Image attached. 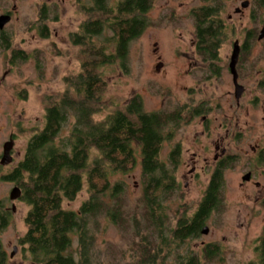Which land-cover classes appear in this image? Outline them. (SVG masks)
Wrapping results in <instances>:
<instances>
[{
  "label": "rangeland",
  "instance_id": "rangeland-1",
  "mask_svg": "<svg viewBox=\"0 0 264 264\" xmlns=\"http://www.w3.org/2000/svg\"><path fill=\"white\" fill-rule=\"evenodd\" d=\"M246 1L251 2L252 6L241 8V3ZM222 2L220 17L224 20L226 29L224 41L218 50V61L213 68L217 77H212L209 82L202 84L205 82L204 76L211 75L206 68L209 63H204L199 55L193 52L192 43L195 42V37L191 13L203 6L204 1L153 0L151 8L146 13L147 25L142 33L129 43L124 67L115 62L100 68L106 85L100 98L102 110L93 117V120H103L108 114L121 109L129 99L137 96L142 100L143 108L148 113L156 111L168 113L185 103H188L186 104L188 106L193 102L206 100L207 105L212 104L213 109L207 116L210 123L218 125L229 122L233 86L228 63L233 50L232 44L235 39L241 41L244 38L246 29L260 27L264 9H258V6L254 5V0ZM81 3H89V0H0V13L8 10L13 14L11 22L5 28L6 33L12 37L14 49L29 54L25 61L16 62L10 75L0 85V155L3 143L8 141V133L15 131L17 134L13 162L7 166H0V201L11 210L10 222L0 232L4 246H7L8 242L17 244L16 241L25 235L24 218L28 207L20 200H9L10 192L16 185L3 180L2 177L8 175L22 160L31 136L43 129L47 98L64 94L67 90L66 79L73 78L79 73V47L72 44L70 35L78 32L80 24L87 19L80 9ZM237 8L243 10L235 13ZM41 13L44 18H41ZM39 26L43 27L41 31ZM259 45L261 44L254 42L252 47L253 54H258L259 57V59L254 57V69L249 67L246 71V58L243 61V78L249 81L261 75L259 71L264 69L262 62L264 58ZM188 62H191L189 67ZM159 63L161 67L158 69ZM187 87L192 89L191 96ZM200 120L201 118L195 122L188 121L187 123L192 124L190 127L181 128L172 142L162 143L159 160L167 169L171 167L169 154L173 142H183L184 149L189 148L190 143L186 137L193 134L196 128L194 126ZM72 123L71 116L58 138L67 136ZM212 135L213 139H216V131ZM221 135H224V130L221 131ZM55 143L58 144L59 140L57 139ZM247 143L249 142L246 137L239 140L237 145L239 158L224 170L221 204L205 222L209 231L187 240L183 245H172L160 254L162 257L157 264H178L181 262L180 257H185L187 251L198 258L203 245L207 244L218 246L219 255L210 262L205 261V264L256 263L257 238L264 227V208L261 205L264 199V177L260 179L262 183L260 189L242 181L241 178L251 163L244 155ZM227 144L232 147L229 141ZM231 152L233 153V150ZM93 157L91 156L90 160ZM135 157L136 165L133 169L127 170L124 175L113 174L110 181L123 183L124 210L129 214L137 212V219L141 222L143 184L138 149ZM189 157L190 154H186L184 159L188 162ZM203 166L205 168L201 169ZM190 167L191 165L179 166L176 175L180 188L174 186L171 196L163 204L165 217L171 229L181 216H190L193 213L210 178L209 169L200 161L197 166L200 167V171L197 170L198 175L184 187L188 178L185 179L183 175ZM86 198L84 185L77 197L73 201H65L63 207L77 210ZM130 225V222L126 223V229H123L101 217L100 228L91 247L89 264H134L139 256L133 258L134 255H131L132 244L133 241H138V238L134 236ZM72 248L77 249L76 244H73ZM15 262H19V257L15 258Z\"/></svg>",
  "mask_w": 264,
  "mask_h": 264
},
{
  "label": "trees",
  "instance_id": "trees-1",
  "mask_svg": "<svg viewBox=\"0 0 264 264\" xmlns=\"http://www.w3.org/2000/svg\"><path fill=\"white\" fill-rule=\"evenodd\" d=\"M203 1L204 5L191 13L196 52L203 62H213L218 60L225 38L226 25L220 17L223 2ZM152 2L89 0L80 4L87 19L78 32L70 35L72 44L79 47V73L66 79L64 94L47 98L43 129L31 136L22 160L2 177L15 183L21 191L19 200L28 207L23 242L34 262L89 264L103 217L123 229L131 223L138 238L132 244L131 255L139 256L134 264H157L160 254L172 245L180 246L198 237L207 216L218 208L222 170L211 180L191 219L177 220L173 229L167 223L163 204L172 194V177L159 160V153L167 125L180 122V112L148 113L136 96L103 120H93L102 110L100 98L106 85L100 68L115 62L124 67L129 43L147 25L146 13ZM256 5L264 6V0H258ZM71 116L73 123L67 136L58 138ZM137 149L143 184L141 222L137 212L129 214L124 210L123 183L110 181L113 174L124 175L133 169ZM84 185L87 198L79 208H64L63 203L73 201ZM10 213L0 201V232L9 224ZM73 244L77 249L72 248ZM218 249L212 244L202 248L207 262L219 255ZM185 255L187 264H199L197 255L189 251Z\"/></svg>",
  "mask_w": 264,
  "mask_h": 264
},
{
  "label": "flooded vegetation",
  "instance_id": "flooded-vegetation-1",
  "mask_svg": "<svg viewBox=\"0 0 264 264\" xmlns=\"http://www.w3.org/2000/svg\"><path fill=\"white\" fill-rule=\"evenodd\" d=\"M257 1L258 0H254L255 4L253 2L255 6ZM243 4H245L244 7L242 6ZM250 5L252 6L251 2L249 3L248 1H246L244 3L242 2L240 7L246 8L250 7ZM241 8H237L235 10V13H240L243 10ZM257 8L264 9V6H258ZM12 17V12L8 10H5L0 13V85L10 75L11 70L15 66L16 62L18 60L25 61L26 57L29 56L28 53H25L22 50L14 49L12 37L6 33L7 29L5 27L11 22ZM251 17H253V15ZM260 19V27L246 29L244 33V38H242L241 41H239V39H235L232 44L233 49L234 43L237 42L239 47V53L237 62L235 64V71L237 74L236 81H234L233 79V75L231 73L228 63V70L231 75L233 86V89L231 91V115L229 122H227L226 124L219 123L218 125L210 123V119L207 116L211 113L213 109L212 104L207 105V103L205 102L206 100L196 101L188 106L186 105L188 103H185L181 105V107L177 110L174 109L168 112V114L176 111L180 112V116L182 117L180 119V122L170 123L167 125L168 127H166V132L164 135V141L167 142H172L173 139L176 137V133H178L181 128L190 127L192 124L187 123L188 121L195 122L196 120L201 118L200 122L194 126L196 128L194 129L193 134L186 137L190 143L189 148L187 147L186 149H184L185 145L183 142H173V146L169 154V163L171 167H169L168 169V173L172 177L173 188L174 186L180 188V183L178 182L176 175L179 166L181 167L183 165L184 167H188L189 165H191L190 169H188L183 175L185 179L188 178V182L184 184V187H187L189 185V182L192 181L195 176L198 175L197 170H199L200 167L197 168V166L200 161L203 162L210 171V178L208 179L202 197L207 187L209 186L211 180L214 177L218 176L221 173V170L224 184V170L229 168L232 163H234L235 160L239 158V154H237V145L239 140H242L245 137L247 138L249 143L246 144L247 149L246 151H244V155L250 159L251 163L249 165L248 170L244 173L241 179L243 182L251 183L254 187L258 189L262 187L260 179L261 177H264V69H261L259 71L260 73H262L261 75L254 78L251 77V79L253 78L252 81L243 78L244 58H246L247 60L246 71L247 69H249V67H251L252 70L254 69V57L256 59H259L258 54L255 55L252 51L254 42H258L259 44H261L259 46L261 47L262 57L264 58V36L259 37L261 30L264 26V15ZM192 45L194 48L193 52L197 54L196 43L193 42ZM217 61L218 60H215L213 62H207L209 64L206 65V68L211 75H208L206 77L204 76L205 82L202 83L203 85L206 84L207 81L209 82L212 77H217V73H215V70H213ZM262 62L264 63V59L262 60ZM189 66H191V62H188V67ZM246 80L248 81V84ZM186 89H189V96H191L192 89L189 87H187ZM240 123H242V125ZM222 130H224L223 136L221 135ZM215 131L217 137H215L216 139H213L212 133ZM243 132H247V134H243ZM230 137L231 139L229 140ZM7 140L8 141L4 142L2 145V154L0 155V161L3 156L4 146L10 143L11 149L9 154L11 162L9 164H11L13 162L14 155L13 148L17 140V134L15 133V131H11L10 133H8ZM203 140H208V142L205 143ZM228 141L229 144H232V147L227 144ZM231 150H233V153L231 152ZM186 154H190L188 162L186 161V159H184V156ZM0 166L2 165L0 164ZM204 168V166L201 167V169ZM221 188L222 186L220 187L218 193L219 205L221 204ZM200 201L196 205V208L190 216L183 215L179 219H191L198 210ZM261 205L264 208V199L261 201ZM11 207L12 210H14L13 204ZM212 213L213 211L207 216V219L211 216ZM205 227H207V225H204L202 227L200 234H202V230ZM23 239L24 236L18 239V241H16L17 244H14V242H8L7 246H4L0 239V264H41L32 260L28 251V246L27 244H24ZM257 242L258 247L256 249L257 251L255 252V264H264V227L260 236L257 238ZM207 245L203 246L206 247ZM17 257H19L18 263L15 262V258ZM28 259L30 260V262L27 263L26 261ZM180 259L181 262H178V264L188 263V255H185V257L181 256ZM205 261L207 260L205 259L204 254L201 252L198 257V263L205 264Z\"/></svg>",
  "mask_w": 264,
  "mask_h": 264
},
{
  "label": "water",
  "instance_id": "water-1",
  "mask_svg": "<svg viewBox=\"0 0 264 264\" xmlns=\"http://www.w3.org/2000/svg\"><path fill=\"white\" fill-rule=\"evenodd\" d=\"M242 6L244 7L245 4H243ZM4 21H5V19H4ZM4 21H2V22H4ZM262 36H264V26H263V28L261 30V33H260L259 37H262ZM238 53H239V47H238L237 42H235L234 45H233V50H232L230 63H229V67H230L231 73L233 75L234 81H236V78H237V74H236V71H235V64L237 62ZM159 67H161V63H159V65H157L158 69H159ZM10 149H11V144L10 143L6 144L4 146L3 156H2V159L0 161V164L2 166L8 165L11 162V158H10V154H9ZM20 197H21L20 189L18 187H14L11 190V192H10L9 199L11 201H15V200H18ZM207 232H208L207 227L203 228L202 234H206Z\"/></svg>",
  "mask_w": 264,
  "mask_h": 264
}]
</instances>
